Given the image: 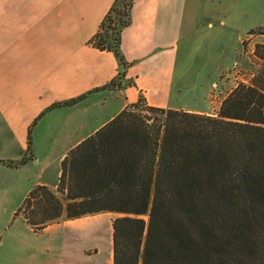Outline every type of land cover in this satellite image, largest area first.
<instances>
[{
	"label": "trees",
	"instance_id": "1",
	"mask_svg": "<svg viewBox=\"0 0 264 264\" xmlns=\"http://www.w3.org/2000/svg\"><path fill=\"white\" fill-rule=\"evenodd\" d=\"M92 43L113 51L120 88L129 62L121 51L135 0H117ZM264 33V27L250 33ZM247 41L243 42L246 49ZM259 66L223 99L217 115L149 104L143 93L67 152L56 190L36 184L14 213L36 233L61 218L114 212L113 264H264V42ZM29 129L21 166L35 158Z\"/></svg>",
	"mask_w": 264,
	"mask_h": 264
},
{
	"label": "crops",
	"instance_id": "2",
	"mask_svg": "<svg viewBox=\"0 0 264 264\" xmlns=\"http://www.w3.org/2000/svg\"><path fill=\"white\" fill-rule=\"evenodd\" d=\"M229 2L135 0L132 21L122 31L121 51L129 62L122 86L89 93L123 68L113 51L92 43L117 0H0V161L23 158L29 129L47 107L89 93L39 120L33 128V160L18 167L0 162V199L18 198L15 213L36 184L56 190L67 152L141 93L151 105L217 115L222 102L215 106L213 93L219 81L192 73L180 54L209 44L207 28L215 27L219 14L226 26ZM238 63L222 69L218 79ZM53 164L55 185L45 177ZM1 211L0 204V216Z\"/></svg>",
	"mask_w": 264,
	"mask_h": 264
},
{
	"label": "rangeland",
	"instance_id": "3",
	"mask_svg": "<svg viewBox=\"0 0 264 264\" xmlns=\"http://www.w3.org/2000/svg\"><path fill=\"white\" fill-rule=\"evenodd\" d=\"M224 10L228 14L226 26L220 23L223 15L213 19L215 27L207 28L209 44L195 47V52L180 54L182 65L190 67L192 73L201 71L208 75V80L219 81L213 93L215 106L239 81L249 80L257 71L259 66L252 59L253 50L257 42H264V33L249 34L252 27H264V0H230ZM248 29L243 50L241 38ZM235 61L239 63L224 72L219 80L222 69ZM55 176L53 164L45 177L55 185ZM18 201L8 195L0 199V264H113L112 219L118 213H98L75 220L63 217L59 223L36 233L23 216L14 219L12 207ZM15 249L19 252L17 257Z\"/></svg>",
	"mask_w": 264,
	"mask_h": 264
},
{
	"label": "bare ground",
	"instance_id": "4",
	"mask_svg": "<svg viewBox=\"0 0 264 264\" xmlns=\"http://www.w3.org/2000/svg\"><path fill=\"white\" fill-rule=\"evenodd\" d=\"M112 238V237H111ZM112 240V239H111Z\"/></svg>",
	"mask_w": 264,
	"mask_h": 264
}]
</instances>
